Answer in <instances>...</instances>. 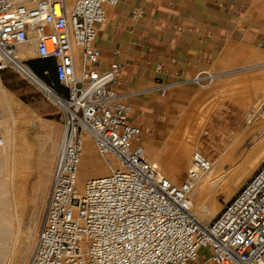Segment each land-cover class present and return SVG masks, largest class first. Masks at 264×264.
<instances>
[{
  "label": "built area",
  "instance_id": "2783aa9c",
  "mask_svg": "<svg viewBox=\"0 0 264 264\" xmlns=\"http://www.w3.org/2000/svg\"><path fill=\"white\" fill-rule=\"evenodd\" d=\"M117 2L74 0L69 9L67 0H0V71L12 69L38 90L50 89L61 122L43 218L26 264H264V162L214 218L200 221L189 209V174L172 181L144 155L133 105L118 89L121 63L101 67L96 43L107 8ZM31 44L37 58L52 64L49 83L16 52ZM157 87L164 95L165 85ZM259 115L264 119V103ZM85 135L98 154L116 155L124 168L79 186ZM193 159L200 169L212 166L200 150Z\"/></svg>",
  "mask_w": 264,
  "mask_h": 264
},
{
  "label": "bare ground",
  "instance_id": "6f19581e",
  "mask_svg": "<svg viewBox=\"0 0 264 264\" xmlns=\"http://www.w3.org/2000/svg\"><path fill=\"white\" fill-rule=\"evenodd\" d=\"M73 4L74 0H67L69 9ZM254 6L264 11V0H254ZM73 49L78 55L79 46L74 44ZM222 51L224 53L216 61L217 67L209 69L213 75L264 64V49L255 46L227 45ZM16 52L20 57L29 59L36 54V48L34 44L20 45ZM76 63L79 64L78 57ZM261 69L249 74L232 73L214 78L210 84L202 87L205 89L203 92L196 90L192 97L195 104L192 102V105L189 104L180 113L177 124L166 132L155 149L156 152L149 158L172 181H176L175 175L186 169L192 183L189 209L200 221H210L221 210L224 203L218 201L216 195L222 194L223 202L228 201L264 162V119L259 115V109L264 103V68ZM44 93L48 97L53 94L47 87ZM204 94H208L212 103L218 98H224L242 106L249 121L248 130L243 135L241 133L240 137L235 134L233 144L231 143L225 153L217 154L218 157L207 170L197 167L193 159L198 151L194 144L195 136L201 131V126L212 109L211 105L205 106V102L202 105L203 101L200 99ZM0 106L8 118L6 124L2 121L4 128H0V264H23L33 248V244L28 241L32 236L30 231L22 227L27 205L26 185L34 174L39 192L44 194L47 186V181L41 182L45 172L42 155L37 152L28 128L35 125L44 127L51 123L18 100L3 86L1 80ZM186 120H189L188 123ZM55 154L57 153L51 154L52 161L55 160ZM123 168L124 163L116 155L98 154L90 138L85 135L78 168L79 186L89 178Z\"/></svg>",
  "mask_w": 264,
  "mask_h": 264
},
{
  "label": "crops",
  "instance_id": "0c3cea01",
  "mask_svg": "<svg viewBox=\"0 0 264 264\" xmlns=\"http://www.w3.org/2000/svg\"><path fill=\"white\" fill-rule=\"evenodd\" d=\"M248 2L118 0L97 29L100 65L121 63L122 96L134 110L153 114L164 108L158 96L201 81L211 56L227 38L233 34L259 37L260 31L246 27L244 21ZM134 12L136 19L131 17ZM158 84L165 85L164 95ZM200 252L207 254L206 248Z\"/></svg>",
  "mask_w": 264,
  "mask_h": 264
},
{
  "label": "rangeland",
  "instance_id": "374dc122",
  "mask_svg": "<svg viewBox=\"0 0 264 264\" xmlns=\"http://www.w3.org/2000/svg\"><path fill=\"white\" fill-rule=\"evenodd\" d=\"M244 13L246 16L244 20L246 23V27H251L253 30L260 31L258 38L251 39L249 36L242 37L240 36V34H233L231 37L227 38L223 44L217 47L216 51L211 56L206 67V72L202 74L203 78L199 83H196L189 88H184L183 91L166 92V96H158L157 99L160 102L165 103L164 108H161L153 114H145L143 112L134 110L133 118H136L135 122L138 123L141 127V136L139 142L141 143L143 153L147 158H152V154L156 152L155 149L158 148L159 144L162 142L166 132L177 124L180 113L185 110L189 106V104L192 105V102L193 104H195L192 97L195 95L196 90H201V92H203L205 89L202 87H204L206 84H210L212 80H214V78H221L224 75L226 76L232 73L249 74L258 72L262 70L261 68H264V64H260L243 69H234L220 72L214 75L209 72L210 67H217L216 61L217 58L224 53L222 51L224 46H255L260 49H264V11L254 6V0H249ZM240 28L242 30V26H240ZM35 55L36 54L34 53V55L29 58L28 66L38 76L49 83V81L53 78L52 70L48 69L49 74L47 75L43 73V70L47 69V67H51L52 65L49 60L37 58L35 57ZM0 80L3 86L8 88L13 93V95L18 98V100L24 103V105L26 104V106L31 108V110L35 113L50 120L49 122L51 123V125L46 124L44 125V127H37L35 125V127L30 126V128H28V134L35 143L36 150L38 149L37 152L41 153L42 155L45 172L42 178L43 181L41 180V182L47 181V186L45 188L44 194L39 192V185L34 174L30 179H28L26 185L27 205L25 206L22 218V227L23 229H27L30 231V234L32 236L31 239L28 238V241H30L31 244H34L36 232L43 218L44 206L50 187V170L52 171V165L54 162V160H51V154L52 152L57 153L58 145L60 142V114L58 113V110L53 104L52 100L48 98L43 91L38 90L32 83L22 77L18 72L12 69H4L0 71ZM206 95L204 94L200 99L201 102L203 101L202 105L204 106L205 102V106L211 105L212 109L207 115V119L204 120L200 129L201 131H199L198 135L195 136L196 141L194 140V144L197 147V150H200L201 152L209 156L212 161H214V159L218 157L217 154H221L222 152L225 153V151H227V148L231 146V143L233 144L234 139L236 138L235 134L237 137H240L241 133L243 135V133L246 132L245 130H248L247 128H249V121L247 119V114L242 106L237 105L224 98H218L217 100H214L215 102L213 101L212 103L210 102L211 99L208 94ZM208 98L210 100L207 102ZM7 119V114L4 113L0 106L1 129L4 128V126L2 125L4 123L6 124ZM188 121L189 120H186L187 123ZM45 139L47 141H45ZM187 177L188 174L186 169H184L180 174L175 175V179L177 181L184 180ZM216 198L218 201L220 200V202L224 203L222 194L216 195ZM30 253L31 252L29 251L23 264H26Z\"/></svg>",
  "mask_w": 264,
  "mask_h": 264
},
{
  "label": "trees",
  "instance_id": "16d2710c",
  "mask_svg": "<svg viewBox=\"0 0 264 264\" xmlns=\"http://www.w3.org/2000/svg\"><path fill=\"white\" fill-rule=\"evenodd\" d=\"M48 60V59H47ZM51 63V62H50ZM52 65V64H51ZM47 69H51L52 70V66L51 67H47ZM52 79H54V75H53V73H52Z\"/></svg>",
  "mask_w": 264,
  "mask_h": 264
}]
</instances>
